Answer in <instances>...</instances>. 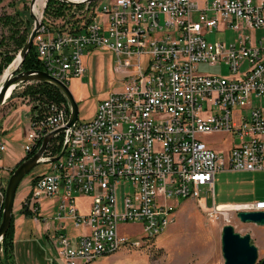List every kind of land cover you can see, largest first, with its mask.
<instances>
[{
    "label": "built area",
    "instance_id": "1",
    "mask_svg": "<svg viewBox=\"0 0 264 264\" xmlns=\"http://www.w3.org/2000/svg\"><path fill=\"white\" fill-rule=\"evenodd\" d=\"M67 1L82 7L73 14L83 23L59 31L40 17L34 46L44 71L69 87L86 77L85 54L105 51L121 88L91 121L53 137L26 205L36 223L53 221L46 236L63 264H86L111 256L122 241L140 247V228L154 239L174 222L179 199L204 189L215 196L217 174L264 172V0ZM215 31L233 32L234 40L209 42ZM201 65L225 66L229 76L203 73ZM33 105L22 161L71 116L69 103ZM215 134L233 137L228 149L204 139ZM6 152L0 135V215L19 164L5 165ZM85 197L91 202L81 212ZM44 201L52 203L49 217ZM233 208L235 217L264 212V200ZM70 227L80 233L69 237Z\"/></svg>",
    "mask_w": 264,
    "mask_h": 264
},
{
    "label": "rangeland",
    "instance_id": "2",
    "mask_svg": "<svg viewBox=\"0 0 264 264\" xmlns=\"http://www.w3.org/2000/svg\"><path fill=\"white\" fill-rule=\"evenodd\" d=\"M48 1L40 13V17H44V22L48 21L54 29L59 31L74 29L82 25L80 22L83 23V21L74 20L76 16L73 14V11H81L82 7L64 8L57 14L56 7L46 12ZM31 4L32 0H0V18H2L0 21V45H2L0 51H10L15 56L14 61L0 76V84L5 72L12 67L11 65L15 63L21 52L12 40L13 32L19 29V35L27 34L30 37L35 28V20L31 15ZM63 16L66 19L61 18ZM256 34L261 35L262 32ZM207 40L231 43L234 40V34L230 31L226 33L215 31L207 35ZM85 64L88 68L86 77L73 80L69 84L79 105V122L91 121L99 103L112 91L121 88L116 84L120 75L116 71L112 53L89 50L85 54ZM199 69L206 74L229 76V71L225 66L201 65ZM32 84L34 83L30 82L18 86L14 91L15 96L8 98L0 106V135L4 136L7 142V152L3 163L7 166H16L25 156L23 146L27 144V141L24 138L29 130L31 109L35 103L22 96V93ZM224 137L226 141H223ZM204 139L212 142L217 150L228 149L233 141V137L224 134L208 135ZM44 168L45 165L39 166L30 173L17 191L14 207L15 249L11 261L13 264H63L52 241L46 236L48 227L53 225V221L49 219V226L44 223L38 224L32 215L27 217L22 213L23 205L29 203L31 182ZM128 191L129 188L126 186L125 192ZM263 194L264 173H219L215 177V196H213L214 191L208 192L204 189L196 195V199H179L174 222L163 234L154 239L145 240L140 247H124L115 254L99 258L90 264H224L222 234L223 228L227 225H232L237 233L251 235L253 243L259 250L257 264H260L264 259V227L243 224L234 214L228 216L227 219L221 214L214 213L212 205L213 202L216 204L232 203L227 205L254 202L262 199ZM90 202L89 197L79 199L81 212L87 211ZM42 206L44 215L49 217L52 212V203L44 201ZM79 233L80 231L70 227L67 235L75 237ZM138 233L142 235V240L146 238L141 228ZM2 253L3 250L0 248V255Z\"/></svg>",
    "mask_w": 264,
    "mask_h": 264
},
{
    "label": "water",
    "instance_id": "3",
    "mask_svg": "<svg viewBox=\"0 0 264 264\" xmlns=\"http://www.w3.org/2000/svg\"><path fill=\"white\" fill-rule=\"evenodd\" d=\"M61 1L67 5H73V3L70 1ZM88 1L95 2L97 0ZM35 2L36 0H32L31 4V15L34 17L35 20V28L33 29L26 45L20 52V63L16 66L14 71H12L10 75H8L6 79L1 80L0 106L7 101L9 91L12 87L30 82H44L56 86L63 93L70 105L71 116L67 127L58 130L46 137L37 153L31 158L23 160L11 176L7 187L6 202L3 209L2 220L0 224V243L6 236L13 222L16 195L20 184L38 166L43 163L50 162L41 160V158L43 157L53 137L57 134L63 133L68 128H73L79 121V105L68 86L58 81L57 79L51 77L45 71H22V66L24 64L26 56L32 50L37 31L40 25L42 24L41 19L37 17L33 11V6ZM65 149L66 145L64 146V150L61 156L63 155ZM60 157L51 159V161H56ZM237 217L239 221L243 224H253L264 227V212H242L238 213ZM222 252L225 261L224 264H257L259 262V250L258 247L253 243L251 235H242L240 233H237L232 225H227L223 228ZM260 264H264V259L261 260Z\"/></svg>",
    "mask_w": 264,
    "mask_h": 264
},
{
    "label": "trees",
    "instance_id": "4",
    "mask_svg": "<svg viewBox=\"0 0 264 264\" xmlns=\"http://www.w3.org/2000/svg\"><path fill=\"white\" fill-rule=\"evenodd\" d=\"M55 7L57 14H59V12L62 11V9L64 8H71L67 4L61 3L57 0H49L46 12H50ZM1 20L2 18H0V21ZM26 25L28 26V24ZM18 32L19 29L13 32L12 40L14 43L17 44L18 49L22 50L26 45L29 36L27 34L19 35ZM1 44H3V42ZM1 46L2 45H0V48ZM14 59L15 56L12 55L10 51H6V52L0 51V76L3 74L4 70L8 68V66L14 61ZM44 70L45 69L42 63L38 59L36 47L33 46L32 50L26 56V59L22 66V71H44ZM13 96H15V92L11 97ZM22 96L29 98L31 101H34L35 104L39 103L40 105H44V106H46L50 102H56L58 104L64 103L68 105L67 99L56 86L44 82H36L26 87V89L22 93ZM32 112L34 116L35 108L32 110ZM20 163L17 165V167L20 165ZM36 179L37 177L33 179V182H35ZM22 213L25 214L27 217H30L32 215V213L29 210H27L26 204L23 205ZM1 220H2V215H0V224H1ZM15 236H16V229H15V217H14L10 229L0 245V248H2L3 250L2 255H0V264H13L11 261L13 259L12 255L15 249V245H14Z\"/></svg>",
    "mask_w": 264,
    "mask_h": 264
},
{
    "label": "bare ground",
    "instance_id": "5",
    "mask_svg": "<svg viewBox=\"0 0 264 264\" xmlns=\"http://www.w3.org/2000/svg\"><path fill=\"white\" fill-rule=\"evenodd\" d=\"M47 0H36L34 6H33V11L35 13V15L37 17L40 18V13H41V9H43L46 5ZM43 12V11H42ZM21 61V57L19 55V57L17 58V60L15 61V63L12 65V67H10L4 74V76L2 77L1 80H4L8 77V75H10L12 69L14 70V68H16V66L20 63ZM20 86V85H19ZM18 88V86L12 87L11 90L9 91V96L7 97L10 98L13 94V92ZM233 205H222V207L220 209H224V211H230V212H226L224 215L226 216V218L228 219V216H231V214H233ZM167 228H163V229H159V231H154V238L160 236L161 234H163L166 231ZM146 235V238L144 240H151L152 239V233H144ZM130 246V241H122V245H116L115 249H111V255L115 254L116 252H118L120 249ZM91 262H86V264H90Z\"/></svg>",
    "mask_w": 264,
    "mask_h": 264
},
{
    "label": "crops",
    "instance_id": "6",
    "mask_svg": "<svg viewBox=\"0 0 264 264\" xmlns=\"http://www.w3.org/2000/svg\"><path fill=\"white\" fill-rule=\"evenodd\" d=\"M258 173H264V172H258ZM264 196V194H263ZM259 200H264V197L262 199H258L256 201H259ZM255 202V201H254ZM248 203V202H247ZM227 204H232V203H227ZM227 204H219V205H227ZM233 204H241V203H233Z\"/></svg>",
    "mask_w": 264,
    "mask_h": 264
}]
</instances>
